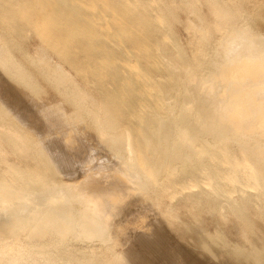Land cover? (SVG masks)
Here are the masks:
<instances>
[{
    "label": "rangeland",
    "instance_id": "1",
    "mask_svg": "<svg viewBox=\"0 0 264 264\" xmlns=\"http://www.w3.org/2000/svg\"><path fill=\"white\" fill-rule=\"evenodd\" d=\"M237 1L243 8L249 6V0ZM72 10L76 11L74 17ZM194 11V3L188 0H0L1 56L10 58L7 70L0 65V131L14 127L24 140L16 151L4 146L6 160L10 164L19 161L37 178L44 176V181L67 183L75 179L76 176L67 177L68 169H59L50 157L41 158L35 150V139L26 137L33 129L22 125L23 120L17 117L25 113L35 122V105L64 107L61 119L69 121L67 125H76L69 132L65 123L68 132L64 139L78 136L81 141L72 147H83L85 157L95 155L93 168L98 166L97 159L113 158L110 142H100L94 117L100 112L110 117L119 132L133 131L132 123L139 114L132 112V105L138 102L132 98L124 102L125 98L113 93L117 85L109 86L110 77L101 68L129 69L136 57L149 71L147 80L154 86L147 90L152 97L145 104L162 109L160 96L171 90L174 79L163 66L162 57L177 67L178 77L182 78L188 68L198 74L213 68L219 38L201 33ZM87 39L98 46H87ZM44 53L51 64L39 63L38 55ZM60 67L70 72L71 83L59 82ZM77 90L87 101L80 99ZM4 162L0 159V163ZM182 165L178 164L173 178L166 173L161 176V182L169 186L178 183V190L172 189L164 197L158 195L152 179L145 195H93L96 204H91V211L107 243H90L82 238L70 242L71 251H80L82 258L97 264H119V260L113 262L112 255L131 256L133 264H179L181 260L185 264H264V211L249 208L227 211L222 216L217 210L221 195L199 188L182 191L192 167ZM107 183L102 181V185ZM159 199L167 207L157 208ZM123 200L126 202L121 203ZM137 234L151 236L149 240L158 241L160 249L141 246ZM179 250L184 258L178 256Z\"/></svg>",
    "mask_w": 264,
    "mask_h": 264
},
{
    "label": "bare ground",
    "instance_id": "2",
    "mask_svg": "<svg viewBox=\"0 0 264 264\" xmlns=\"http://www.w3.org/2000/svg\"><path fill=\"white\" fill-rule=\"evenodd\" d=\"M189 1L194 3L198 27L205 36L220 40L228 28L235 26L264 34V0H249L247 9L237 0ZM70 12L72 17L76 16V11ZM86 45L98 46L91 39H87ZM2 50L0 45V65L7 70L10 58H3ZM38 57L40 64H51L45 53ZM102 59L108 61L105 56ZM162 61L170 78H174L171 90L160 96L162 109L145 104L152 97L147 90L154 86L147 80L149 71L136 57L129 69L101 68L110 77L109 86L117 85L113 93L125 98L124 102L137 99L132 112L139 115L132 123L133 131L123 132H119L110 117L100 112L94 117L100 142L109 141L114 151L113 158L97 159V168H93L95 155L85 157L83 147H72L81 141L78 136L71 138L69 133L66 140L65 133L76 125L73 122L67 125V119L65 125L60 116L65 113L61 110L64 107L32 106L35 122L23 110L24 116L16 114L23 120L22 125L33 129L26 137L35 139V150L41 158L50 157L59 169H68L65 175L69 178L79 174L82 178H71L67 183L48 182L41 180L44 176L37 178L17 160L16 164H10L4 146L16 151L24 140L14 127L4 133L0 131V159L5 160L0 163V264H97L82 258L80 251L74 254L70 249L71 241L82 238L90 243H107L91 211V204H96L92 196L121 192L145 195L152 179L158 195L164 197L172 189L178 190V183L169 186L161 182V176L166 173L173 178L178 164L192 166L187 171L189 181L181 184L182 191L199 188L221 195L217 210L222 216L227 211L249 208L264 211V96L250 93L246 86L226 83L214 67L201 74L188 68L182 78L167 57H162ZM57 72L59 82L71 83L70 72L61 67ZM77 94L87 101L81 91L77 90ZM104 180L107 185H102ZM158 203L159 209L167 207L161 199ZM150 237L137 234L136 239L146 249L159 250L158 241H151ZM178 256L185 257L180 250ZM111 257L113 262L121 261L119 264H133L128 255ZM181 263L185 264L183 260Z\"/></svg>",
    "mask_w": 264,
    "mask_h": 264
},
{
    "label": "clouds",
    "instance_id": "3",
    "mask_svg": "<svg viewBox=\"0 0 264 264\" xmlns=\"http://www.w3.org/2000/svg\"><path fill=\"white\" fill-rule=\"evenodd\" d=\"M213 67L226 83L264 96V34L243 26L228 28L217 42Z\"/></svg>",
    "mask_w": 264,
    "mask_h": 264
}]
</instances>
